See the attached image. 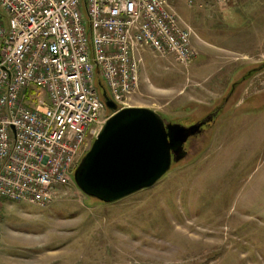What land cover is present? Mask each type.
<instances>
[{"label": "rangeland", "instance_id": "rangeland-1", "mask_svg": "<svg viewBox=\"0 0 264 264\" xmlns=\"http://www.w3.org/2000/svg\"><path fill=\"white\" fill-rule=\"evenodd\" d=\"M189 1L170 0L195 56L181 63L142 50L146 77L141 62L144 79L126 102L185 127L212 116L188 139L187 156L116 202L83 194L73 175L46 205L6 202L4 256L18 264H264V0ZM104 111L102 121L112 115Z\"/></svg>", "mask_w": 264, "mask_h": 264}, {"label": "built area", "instance_id": "built-area-1", "mask_svg": "<svg viewBox=\"0 0 264 264\" xmlns=\"http://www.w3.org/2000/svg\"><path fill=\"white\" fill-rule=\"evenodd\" d=\"M190 35L170 0H0V219L69 184L106 120L101 88L116 110L136 91L139 50L185 63Z\"/></svg>", "mask_w": 264, "mask_h": 264}, {"label": "water", "instance_id": "water-1", "mask_svg": "<svg viewBox=\"0 0 264 264\" xmlns=\"http://www.w3.org/2000/svg\"><path fill=\"white\" fill-rule=\"evenodd\" d=\"M101 89L107 109L115 113L97 132L75 168L73 180L83 194L103 203L153 187L172 164L187 156L188 139L213 120L210 116L185 127L141 106L116 110Z\"/></svg>", "mask_w": 264, "mask_h": 264}, {"label": "crops", "instance_id": "crops-1", "mask_svg": "<svg viewBox=\"0 0 264 264\" xmlns=\"http://www.w3.org/2000/svg\"><path fill=\"white\" fill-rule=\"evenodd\" d=\"M198 1V0H197ZM172 2L173 3H175L174 2V0H172ZM172 5V4H171ZM175 5V4H174ZM198 7H200V4H198L197 5ZM179 19H180V16H179ZM181 21V20H180ZM183 21V20H182ZM181 21V22H182ZM182 24V23H181ZM142 50H145V49H142ZM142 50H139V52L137 53V56L142 60V57H141V54H140V52L142 51ZM142 62V61H141ZM141 69H142V74L144 75V78L146 77V74L144 73V71H143V62H142V67H141ZM139 74H140V71H139ZM142 74H140V78L143 80L144 78L142 77ZM0 227H1V224H0ZM0 234H2V232H1V229H0ZM18 258L19 259H21L20 257H12V256H4V254L2 253V246H0V264H18V262H17V260H18Z\"/></svg>", "mask_w": 264, "mask_h": 264}]
</instances>
